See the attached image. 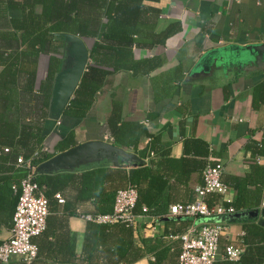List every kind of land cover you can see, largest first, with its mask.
I'll return each mask as SVG.
<instances>
[{"label": "crops", "instance_id": "0c3cea01", "mask_svg": "<svg viewBox=\"0 0 264 264\" xmlns=\"http://www.w3.org/2000/svg\"><path fill=\"white\" fill-rule=\"evenodd\" d=\"M159 7L162 12L156 32L170 28L175 32L164 45L135 52L137 59L155 58L161 65L147 75L130 71L111 75L85 115L63 113L53 120L49 114L42 124L46 131L43 148L53 157L61 153L59 144L71 135L75 146L96 140L110 142L106 140L110 138L107 122L114 102L121 104L125 122L143 125L148 135L141 137L137 149L123 148L136 160L122 158L119 167L105 160L74 171L43 174L49 183L51 214L46 234L36 240L40 249L35 264H174L181 242L171 236L184 233L193 224L199 226L200 221L170 217V207L193 202L195 189L203 185L204 169L217 162L224 166L222 180L231 188L234 200L239 195L246 205L242 210L259 211V217H249L253 220L249 223H228L215 264H236L227 260L226 247L244 249L245 227H264L260 207L264 155L256 150L264 139V103L254 106V89L264 82V65L257 68L258 57H251L247 49L264 45V0H162ZM39 65L34 92L46 77L40 75ZM21 82L25 85L26 78ZM27 98L21 91L13 108L15 119L40 125V114L26 108L30 105ZM0 141L3 243L10 237L15 187L23 175L16 159L25 156L16 157L11 139ZM5 148L10 152L5 153ZM101 166L110 168L104 192L83 197V173ZM141 170L148 175L139 180V218L132 228L106 230L100 225L113 224L88 219L112 214V192L126 189L131 173ZM57 192L64 204L54 198ZM216 199L219 196L208 197L211 203ZM143 208L149 211L144 213ZM244 218L248 217L237 219ZM14 261L19 260L9 263Z\"/></svg>", "mask_w": 264, "mask_h": 264}, {"label": "trees", "instance_id": "16d2710c", "mask_svg": "<svg viewBox=\"0 0 264 264\" xmlns=\"http://www.w3.org/2000/svg\"><path fill=\"white\" fill-rule=\"evenodd\" d=\"M161 2L162 0H0V138L12 140L10 144L13 151L12 149L11 151H15L16 157L23 154L28 159L36 151L43 150L46 131L42 124L49 118L51 92L56 75L65 66L60 49L67 44L60 35L72 34L81 37L86 43L90 41L87 45L90 49L91 61L64 112V115L81 117L93 107L97 94L103 89L109 76L129 71L135 75H147L161 65V62H157L155 58L137 59L135 52L137 49H152L156 45H164L175 32L173 28L165 33L156 32L157 21L162 12L159 7ZM12 13L17 14L13 16ZM42 55L50 56L47 73L45 81L34 92L37 68ZM23 77L26 78L25 85L21 82ZM21 91L29 96L27 101L30 105L26 108L32 114L33 110L40 114L42 119L40 125L33 121L21 122L15 119L13 108ZM262 103H264V82L254 89V106L257 107ZM107 126L113 144L122 148L137 149L141 137L148 135L143 125L124 121L121 104L118 102L113 103ZM70 137L59 144L60 152L75 146L72 135ZM256 150L258 155H264V139L256 145ZM52 157L42 153L40 159L34 160V164L38 168ZM109 172L110 168L105 166L84 172L82 196L87 197L95 191L104 192ZM43 174L37 172L36 180L40 186H47L49 183L47 178H43L45 176ZM146 175L148 173L144 170L132 172L128 187H134L139 195V180ZM23 176L19 178L17 185L19 188H17L15 207L21 196L20 182ZM118 191L112 192L114 198ZM48 192L47 190L49 198ZM57 193L54 194V198ZM109 193L111 195V192ZM237 197L233 205L237 211L244 212L242 208L246 205L240 200L239 195ZM217 201L218 199L213 203ZM209 203L213 204L210 201ZM138 204L139 198L135 213ZM232 216L227 217L225 221L229 224L253 221L249 217L237 219ZM100 226L106 230L117 226L133 227L121 222ZM45 234L46 231L41 236ZM248 235L254 240H250ZM41 236L34 238L33 242L37 244L36 240ZM244 236L246 247L242 249L240 260L235 263L264 264V227L246 226ZM36 260L31 264H35ZM9 264L27 263L14 261Z\"/></svg>", "mask_w": 264, "mask_h": 264}, {"label": "built area", "instance_id": "2783aa9c", "mask_svg": "<svg viewBox=\"0 0 264 264\" xmlns=\"http://www.w3.org/2000/svg\"><path fill=\"white\" fill-rule=\"evenodd\" d=\"M58 125L61 122H57ZM112 143L111 138H106ZM5 153L10 148L4 149ZM48 152L43 148L26 159H17V168L23 173L20 182L21 196L13 217V227L10 237L0 245V263L7 264L12 260H19L27 264L33 263L38 256L39 248L33 242L47 229V220L51 214L50 200L47 197V187L37 182V165L35 159H40L42 153ZM224 166L217 162L206 166L203 171V185L195 189L196 199L189 204H175L170 207V217L192 218L200 221V225L193 224L184 233L171 236L181 242V252L175 264H215L219 256L220 242L228 230L225 219L237 214L234 207V197L231 188L222 180ZM18 186L15 187L16 191ZM209 196H219V200L212 205ZM138 191L134 187L119 190L112 214L89 216L88 219L100 224H114L121 222L127 226H134L139 216L134 212L138 202ZM59 204L65 200L61 194H56ZM264 210V192L260 204ZM148 208H143L147 213ZM226 258L231 262H238L243 250L233 245L226 247Z\"/></svg>", "mask_w": 264, "mask_h": 264}, {"label": "water", "instance_id": "95a60500", "mask_svg": "<svg viewBox=\"0 0 264 264\" xmlns=\"http://www.w3.org/2000/svg\"><path fill=\"white\" fill-rule=\"evenodd\" d=\"M67 44L68 58L63 69L56 75L50 103V116L59 120L67 110L81 80L90 63V49L79 36L61 34ZM251 57H258L257 68L264 65V45L247 48ZM136 160L133 154L119 146L103 140L90 141L76 145L51 159L43 162L37 168L38 173H54L60 171H74L82 166L100 161H110L115 167L120 166V159ZM264 216V210L262 211ZM235 218L259 217V211L242 212L233 215ZM264 224V220L262 222Z\"/></svg>", "mask_w": 264, "mask_h": 264}, {"label": "rangeland", "instance_id": "374dc122", "mask_svg": "<svg viewBox=\"0 0 264 264\" xmlns=\"http://www.w3.org/2000/svg\"><path fill=\"white\" fill-rule=\"evenodd\" d=\"M17 13H12L13 16H15ZM87 43L90 44V41H87ZM61 52H62V56L61 57H64V61L66 62L67 58H68V55H67V46L65 45L64 48H61L60 49ZM65 52V53H64ZM49 58L50 56L48 55H42L41 56V59H42V63H40L39 67H40V75L43 77H45L46 75V71H47V68H48V63H49ZM45 73V74H44ZM41 77V78H42Z\"/></svg>", "mask_w": 264, "mask_h": 264}]
</instances>
